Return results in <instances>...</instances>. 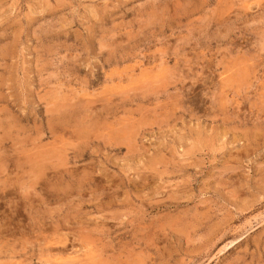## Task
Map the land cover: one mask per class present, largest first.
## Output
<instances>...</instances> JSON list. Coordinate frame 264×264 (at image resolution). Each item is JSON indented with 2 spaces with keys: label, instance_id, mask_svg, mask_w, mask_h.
Here are the masks:
<instances>
[{
  "label": "rangeland",
  "instance_id": "374dc122",
  "mask_svg": "<svg viewBox=\"0 0 264 264\" xmlns=\"http://www.w3.org/2000/svg\"><path fill=\"white\" fill-rule=\"evenodd\" d=\"M0 264H264V0H0Z\"/></svg>",
  "mask_w": 264,
  "mask_h": 264
}]
</instances>
